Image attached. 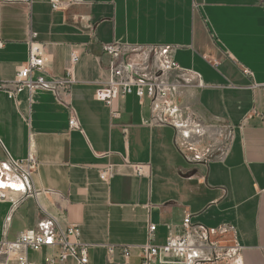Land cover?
<instances>
[{
	"label": "crops",
	"instance_id": "crops-1",
	"mask_svg": "<svg viewBox=\"0 0 264 264\" xmlns=\"http://www.w3.org/2000/svg\"><path fill=\"white\" fill-rule=\"evenodd\" d=\"M58 1L0 0V82L15 79L32 41L47 80H64L78 56L69 90L0 91V189L19 201L0 202V241L77 226L90 264H142L150 225L162 246L190 217L192 258L155 264H264V0ZM113 61L136 63L167 98L97 101ZM173 61L180 70H166ZM30 153L28 188L12 161Z\"/></svg>",
	"mask_w": 264,
	"mask_h": 264
},
{
	"label": "built area",
	"instance_id": "built-area-1",
	"mask_svg": "<svg viewBox=\"0 0 264 264\" xmlns=\"http://www.w3.org/2000/svg\"><path fill=\"white\" fill-rule=\"evenodd\" d=\"M54 10L59 9L58 0H50ZM3 43L0 42V49ZM28 61L19 67L16 72L15 79L10 82H0V91L5 92L10 99H14L17 95L28 90L32 93L34 90L40 89L51 91L54 93L60 90H69L76 83L73 67L78 61L76 53L72 54V67L68 69L64 80H47L45 67L47 63L44 55L43 47L40 43L32 41L29 43ZM109 53L118 58V52L109 50ZM166 70H180V66L176 62L166 65ZM137 65L134 62H118L113 61L107 69L108 79L105 84L99 86L95 93V99L104 103L108 107H112L114 101L129 95H136L140 99L146 97L153 101L165 100L168 96L167 87L153 80L141 77L137 72ZM112 116L116 118L118 114L112 112ZM70 128L80 130L81 123L76 112L70 109ZM14 169H16L24 178L26 186L30 187L32 175L37 172L39 161L34 153H30L26 161H12ZM123 167L131 170L132 175L140 178L150 176V166L147 164H131L126 162ZM116 175V166H109L100 171V178L106 183ZM19 201L11 199L9 193L0 189V202ZM183 227L186 233L176 235L170 238L166 244L155 246L152 234L156 230L155 225H150L148 242L138 247L142 264H155L163 258H176L182 262H188L192 258V247L187 232L190 229V217L184 220ZM132 247H124L123 252L127 257ZM113 252V250H111ZM30 253L43 255L41 261L30 258ZM234 264H242V259L238 256L233 258ZM0 264H90L89 246L84 244L81 239V231L77 226H71L65 230L54 231L50 233H42L36 231H26L17 237L14 241L2 239L0 241Z\"/></svg>",
	"mask_w": 264,
	"mask_h": 264
},
{
	"label": "rangeland",
	"instance_id": "rangeland-1",
	"mask_svg": "<svg viewBox=\"0 0 264 264\" xmlns=\"http://www.w3.org/2000/svg\"><path fill=\"white\" fill-rule=\"evenodd\" d=\"M32 255V254H31ZM32 257H33V255H32Z\"/></svg>",
	"mask_w": 264,
	"mask_h": 264
}]
</instances>
